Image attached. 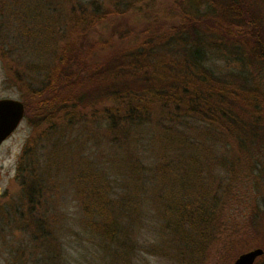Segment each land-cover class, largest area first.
<instances>
[{"label":"trees","instance_id":"trees-1","mask_svg":"<svg viewBox=\"0 0 264 264\" xmlns=\"http://www.w3.org/2000/svg\"><path fill=\"white\" fill-rule=\"evenodd\" d=\"M205 2L206 14L188 10L168 26L131 16L133 25L115 41L95 27L110 13L128 12L118 6L0 0V60L31 88L26 107L34 122L48 123L43 138L77 126L97 146L91 164L80 147L61 153L78 163L64 178L74 188L72 212L59 208L64 193L51 173L66 170L51 167L56 153L38 166L33 154L19 163L18 203L0 211L4 228L12 222L21 233L5 264H132L137 251H171L193 263L218 235L229 245L225 263L236 257L239 236L261 218L255 198L233 187L240 157L229 147L246 157L242 167L263 171L264 92L251 69L264 77V0ZM221 52L237 71H220L213 57ZM218 145L226 149L222 162L214 159ZM216 163H224L227 183L218 180ZM172 182L179 188L167 196ZM147 233L155 242L142 239Z\"/></svg>","mask_w":264,"mask_h":264},{"label":"rangeland","instance_id":"rangeland-1","mask_svg":"<svg viewBox=\"0 0 264 264\" xmlns=\"http://www.w3.org/2000/svg\"><path fill=\"white\" fill-rule=\"evenodd\" d=\"M84 2V4L87 3H94L95 1L101 8L110 7L111 9H114L113 6H118L119 9L128 11L127 14L125 12L123 13H110L109 16L104 19L101 25H97L95 27V30L100 35L112 37V40L118 41L119 36H123L125 33L126 27H128L127 24L133 25V23L129 22L130 17L131 22L133 21H148L149 23H156L160 19H164L167 21V26L171 22H178L180 18V14L185 11L192 12L193 15H204L206 14L205 7H206V0H139L137 2L130 3L126 0H81ZM196 3V4H195ZM136 12L135 14H133ZM195 16V17H196ZM215 16V15H213ZM264 16V14H263ZM126 19L127 22L122 21L121 19ZM166 18V19H165ZM170 20H169V19ZM215 18V17H214ZM140 25L146 24V23H139ZM151 25V24H150ZM149 25V26H150ZM153 25V24H152ZM223 27H226V24H222ZM233 28V29H232ZM231 29L235 30L237 27L233 26ZM222 30V29H221ZM263 38V37H262ZM119 43V42H117ZM224 51V50H223ZM218 57V56H217ZM42 60H40L41 62ZM213 61L220 65V71L225 74L229 71H237L238 64L235 62V59L231 57L229 54L222 53L220 54V57L216 58L213 57ZM247 70H250V67H247ZM14 70V69H13ZM253 70V78L256 81L255 83L259 87V89L264 92V77L259 75V72L263 74V72L257 67ZM13 73L7 72L4 70L2 60H0V82L1 84H9L10 80L13 78ZM259 75V76H258ZM30 78L33 80L42 79L41 75L32 74L29 75ZM11 78V79H10ZM16 79V78H15ZM32 85V84H31ZM4 89L1 88L0 90V96H3L5 94H8L9 92L3 91ZM30 94H32L31 88L28 87V83H20L16 80V94L15 97L19 100H23L24 103V115L22 118V121L20 122L19 126L17 127L14 134L9 138L1 147H0V211L3 209L7 210L10 209V207H14L18 203V196L20 195V188L18 186V178H15L17 175V167L19 163L21 162L22 166L25 160H29L28 157H32L33 155L37 157V162L35 157L33 158L34 163L38 165H41L44 161L47 163L48 157H50L51 154L56 153L55 159L51 164V167L54 165H57L59 168H63L66 171L59 174L57 177L54 173H51L53 176V181L55 184L59 185V191L63 194L60 195V209L65 210L67 212H72L75 205L74 203L76 201H72L71 199V193L74 191L73 185L70 183V181L66 183V186L68 188L65 190L66 186L64 184V181L68 173L71 175L77 168L78 163L76 161L77 158L70 157V151H75L77 148L80 147L84 152L88 155V158L90 160V164L92 163V159H94V153L97 152V146L93 144V142L90 139H86L81 134V131L79 130V127H69L63 125L60 127L59 132L56 134V131H49L50 134L53 136L51 139H47V137L43 138V134L48 133V123L40 126L39 123L34 122V116L32 113V110L29 109V106L26 107V102L29 101ZM23 98V99H22ZM42 127V128H41ZM199 130H202V127H199ZM83 137V138H82ZM224 144V143H222ZM145 149L146 143L142 144ZM28 149L27 156L22 153V150L24 148ZM100 148V146H98ZM227 148V147H226ZM229 148L232 149L233 153H236V156L240 157L236 163L238 165L239 170V176L240 177L237 181L235 179L234 186L238 185L235 189L238 187H242V190L246 195L249 194V196H253L255 198L256 203L260 207V211L256 213L261 216V218L257 219L254 218L251 225L245 229L249 233L248 235L244 236L243 234L240 237V244H236V256L244 252L248 249L263 246L262 242H264V231L258 233V229H264V222H261L260 220H264V168L263 171H261L259 176L263 179L262 187H257V170L256 167L253 168L252 166L246 168L245 166L242 167V163L245 162L246 157H241L240 150L236 146ZM79 149V150H80ZM67 150L69 156H63L62 151ZM225 147L224 145H218L217 150L215 151V155L218 157H215V161L222 162V158L220 156H223L225 153ZM147 152V151H146ZM33 154V155H32ZM148 155V154H147ZM27 157V158H22ZM227 158V157H226ZM248 158V157H247ZM236 160V158L232 159ZM260 161L264 162V157H260ZM231 162V163H232ZM255 162V161H254ZM246 164V163H245ZM264 164V163H263ZM235 165V166H236ZM105 168H107V164H103ZM215 167L217 175L220 176L218 180L221 178V183H227L229 181L228 176L225 174L224 169L225 165L223 163V166H221V163H216L212 165ZM260 167V166H259ZM237 169V167H236ZM250 169V171H248ZM258 169V168H257ZM226 171V170H225ZM108 175L110 174V170L108 169L106 171ZM21 175L26 178L25 172H20ZM241 174V175H240ZM69 178V176H67ZM237 177V178H238ZM58 180L59 183H58ZM187 189H190L189 181ZM78 184H81L80 182ZM82 185V184H81ZM233 185V183H232ZM63 186H65L63 188ZM61 187V188H60ZM177 184H172L168 186L167 196H170L173 192L176 191ZM250 193H252L250 195ZM244 194V195H245ZM3 217V215L0 212V218ZM5 222V221H4ZM9 225L8 227L3 226V223L0 220V264H5L4 258L6 256L7 249L9 250L12 243H15L17 239L21 237V233L19 231L14 230L16 226L13 225L12 222H7ZM237 228V227H236ZM246 231V232H247ZM241 232V231H240ZM244 232V233H246ZM143 236V235H142ZM141 236V237H142ZM147 236L149 242H155L151 241L156 236L152 237L151 234L147 233L142 237ZM242 238V239H241ZM218 241L217 242H206V247L204 248V252H199V256L196 255L195 260H193V263H190L191 257H180L172 255V252L169 251L165 254H150V253H143L141 251L135 252L134 256L131 258L132 264H226L225 259V251L227 241H223L224 237H220L218 235ZM223 241V242H222ZM157 246V244H156ZM249 246V247H248ZM261 248V247H259ZM159 249V246H158ZM245 249V250H244ZM240 250H244L241 251ZM235 255V254H234ZM194 259V258H192ZM195 262V263H194ZM232 262V261H230ZM228 264V263H227Z\"/></svg>","mask_w":264,"mask_h":264},{"label":"water","instance_id":"water-1","mask_svg":"<svg viewBox=\"0 0 264 264\" xmlns=\"http://www.w3.org/2000/svg\"><path fill=\"white\" fill-rule=\"evenodd\" d=\"M23 115L22 104L13 99L0 100V141L18 124ZM263 253L259 247L239 253L230 264H252L254 259Z\"/></svg>","mask_w":264,"mask_h":264},{"label":"flooded vegetation","instance_id":"flooded-vegetation-1","mask_svg":"<svg viewBox=\"0 0 264 264\" xmlns=\"http://www.w3.org/2000/svg\"><path fill=\"white\" fill-rule=\"evenodd\" d=\"M13 76V75H12ZM11 79V78H10ZM4 89L3 91H7L9 92L8 94H5L3 96H0V100L1 99H13V100H17L19 101L22 106H23V115H24V103H23V100H19L15 97V94H16V79H15V76H13V78L10 80V83L9 84H1L0 82V90ZM23 99V98H22ZM23 115H22V118H23ZM22 118L20 119V121L18 122L17 126L7 135L5 136L1 141H0V147L9 139L11 138V136L14 134V132L16 131L17 127L19 126L20 122L22 121ZM259 219V218H257ZM253 221V220H252ZM256 221V220H255ZM255 221H253L255 223ZM261 222H264V220H260ZM260 232H263L264 229H258ZM264 242H262L263 244ZM261 247V249L263 250V253L260 254L259 256H257L254 261L252 262V264H264V244L263 246H259Z\"/></svg>","mask_w":264,"mask_h":264}]
</instances>
